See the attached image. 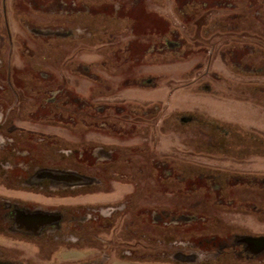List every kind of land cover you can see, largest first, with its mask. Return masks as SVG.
Returning <instances> with one entry per match:
<instances>
[{"label": "rangeland", "instance_id": "rangeland-1", "mask_svg": "<svg viewBox=\"0 0 264 264\" xmlns=\"http://www.w3.org/2000/svg\"><path fill=\"white\" fill-rule=\"evenodd\" d=\"M6 5L0 124L13 120L0 130V197L23 215L52 214L60 231L64 211L93 217L112 205L117 215L93 241L49 232L48 242L39 226L7 231L0 209V258L91 260L111 228L138 216L149 238L137 254L149 264H161L163 224L180 237L168 247L206 264H240L247 239L264 248V0Z\"/></svg>", "mask_w": 264, "mask_h": 264}, {"label": "flooded vegetation", "instance_id": "flooded-vegetation-1", "mask_svg": "<svg viewBox=\"0 0 264 264\" xmlns=\"http://www.w3.org/2000/svg\"><path fill=\"white\" fill-rule=\"evenodd\" d=\"M0 23L3 24L5 28V33L7 34L8 38L10 39V28H9V21H8V12H7V5H6V0H0ZM3 68V65H2ZM3 71V69H2ZM2 118L0 117V122H2ZM5 120L11 121L13 119H10L9 117H5L3 123L0 124V130L1 132L3 131L4 133H7L4 131L5 129L3 128ZM2 135V134H1ZM0 135V136H1ZM35 168H41V167H35ZM45 169L46 167H42ZM31 175L27 177L25 180L26 182L31 181ZM47 181L46 177L44 179H41V182ZM30 183V182H29ZM131 204V202H130ZM127 203H124V206L126 207ZM130 206V205H129ZM131 207V206H130ZM14 204L6 203L4 202L3 197H0V209H2V214L4 215L5 212H9L8 220L6 216H2L1 218H6V222L2 223L3 227L7 228V231L11 232V229L15 227V222L18 225L25 226L23 229L24 230H31L32 227L34 226H39L42 227L40 231V235H43L40 237L41 239L46 238L48 242L52 240L51 236L54 234L58 236L62 232V234L67 235L65 236H70L71 239L75 240L79 237L78 234L81 235V239L84 243H87L89 241H93L94 238L96 237V232H101L102 229L105 230V226H108L109 224L112 223L111 217L115 214L117 215L116 209H110L113 208L112 205H107L105 207L100 208L99 212L94 215L93 217L90 216L92 213L87 214L86 216L82 215L81 217L77 218L74 213H71L70 211L65 214L66 211H64L62 219L67 215V219H65L68 227L63 229L62 231L59 230L60 227L56 228V225L54 226L53 223V216L52 214H45L43 215V219L38 218L36 216H31L28 214H21L23 211L20 212V210H15L14 211ZM25 208V207H24ZM6 210V211H5ZM22 210V209H21ZM16 213V215H14ZM102 214V217L100 216ZM114 216V217H115ZM162 216V215H161ZM40 217V216H39ZM142 218V217H141ZM140 218V220H141ZM2 219V221H3ZM60 219V222L61 220ZM139 216L134 217L133 219V225L132 226H127V225H122L114 228H111L110 233L114 234L113 241H107L104 243L103 248L99 249L98 253L96 254L97 256L95 258H92L91 260L89 259H84L82 256H79L77 260L73 263L69 264H149L147 261L148 258H142L139 257L137 254L138 250L141 248L139 245H142V240H148L149 235L148 231L145 228L146 226H140L138 225L140 223ZM127 222L128 219L126 220ZM132 222V220H131ZM126 224V223H124ZM2 227V226H1ZM0 227V228H1ZM170 229L171 225H160L159 229H161L162 233L159 239L162 240V247L159 250V253L157 255V258H154L155 260L159 261L161 264H206L207 262H210L208 259L206 262L203 259H198V258H187V256H184L183 252L184 250H188L186 246L180 247H168L167 242L171 239H174L177 241L180 237L178 234L175 235H165L164 234V229ZM110 229V228H109ZM130 229H134V233H136V237L140 241V243H135L134 246L131 245L129 240H127V235L126 233L129 232ZM53 232L52 235H45L47 233ZM64 232V233H63ZM103 232V231H102ZM50 236V237H49ZM64 236V237H65ZM68 236V237H69ZM94 236V237H93ZM124 236V237H122ZM255 236V235H252ZM67 237V238H68ZM77 237V238H76ZM100 237H97L99 240ZM241 238V237H240ZM243 238V237H242ZM239 239V238H237ZM245 239V238H243ZM242 239V240H243ZM79 243V242H78ZM76 243V244H78ZM260 242L254 239H247L245 241H240L236 247L237 249V255L241 256V262L240 264H256L254 258V253H258L262 251L264 248L261 249V244ZM169 245V244H168ZM91 246V245H89ZM139 246V247H137ZM107 247V248H106ZM1 250V249H0ZM71 250V249H70ZM79 251V250H78ZM264 251V250H263ZM190 252V251H189ZM1 253H4L3 250H1ZM264 253V252H263ZM211 254V253H210ZM209 254V255H210ZM4 255V254H3ZM138 255V256H135ZM5 256V255H4ZM0 264H15V263H7L4 258H0Z\"/></svg>", "mask_w": 264, "mask_h": 264}, {"label": "trees", "instance_id": "trees-1", "mask_svg": "<svg viewBox=\"0 0 264 264\" xmlns=\"http://www.w3.org/2000/svg\"><path fill=\"white\" fill-rule=\"evenodd\" d=\"M218 125H219L220 127H224V128L226 127V130L228 129V131H229V136H230V135H233V134L235 135V132H236V131H234L233 129H231V128L228 126L227 123H226L225 125H223V124L220 122ZM243 133H244V132H243ZM243 133H242V134H243ZM244 134H245V133H244ZM243 136H244V135H243ZM259 139H260V138H259ZM255 143H257V141H256ZM259 144H260V143H259ZM261 144H262V143H261Z\"/></svg>", "mask_w": 264, "mask_h": 264}]
</instances>
